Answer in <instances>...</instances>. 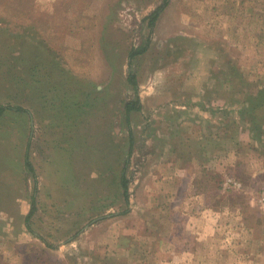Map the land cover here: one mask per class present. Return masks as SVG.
Instances as JSON below:
<instances>
[{"label":"rangeland","instance_id":"1","mask_svg":"<svg viewBox=\"0 0 264 264\" xmlns=\"http://www.w3.org/2000/svg\"><path fill=\"white\" fill-rule=\"evenodd\" d=\"M262 89L264 0H0V264H264Z\"/></svg>","mask_w":264,"mask_h":264},{"label":"trees","instance_id":"2","mask_svg":"<svg viewBox=\"0 0 264 264\" xmlns=\"http://www.w3.org/2000/svg\"><path fill=\"white\" fill-rule=\"evenodd\" d=\"M157 15V12H154V15L153 17H155ZM138 52L140 51H137L135 50L133 52V50L131 51V54L132 55H135L137 54ZM129 79L132 80V84H134V87L136 86V81H135V76L132 74L129 76ZM259 92L262 93V96H261V101H264V89L260 90ZM83 94H84V91H83ZM251 99L252 96L250 97ZM256 102H259V99L258 97H254ZM138 108V105H137V99L136 100H128V101H125L124 103V110H125V114L128 116L133 110L137 109ZM25 164L28 166V167H32V164L30 163V161L28 160L27 158V154H25ZM120 184V186L122 187V195L124 196V199L127 200L128 198V180H127V177L122 173V175L118 178L117 180V184ZM118 184V185H119Z\"/></svg>","mask_w":264,"mask_h":264}]
</instances>
